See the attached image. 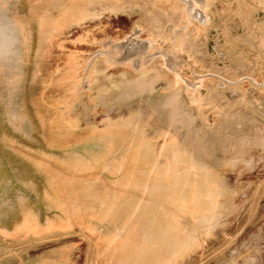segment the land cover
Here are the masks:
<instances>
[{
	"label": "rangeland",
	"instance_id": "obj_1",
	"mask_svg": "<svg viewBox=\"0 0 264 264\" xmlns=\"http://www.w3.org/2000/svg\"><path fill=\"white\" fill-rule=\"evenodd\" d=\"M0 264H264V0H0Z\"/></svg>",
	"mask_w": 264,
	"mask_h": 264
},
{
	"label": "bare ground",
	"instance_id": "obj_2",
	"mask_svg": "<svg viewBox=\"0 0 264 264\" xmlns=\"http://www.w3.org/2000/svg\"><path fill=\"white\" fill-rule=\"evenodd\" d=\"M1 29V28H0Z\"/></svg>",
	"mask_w": 264,
	"mask_h": 264
}]
</instances>
